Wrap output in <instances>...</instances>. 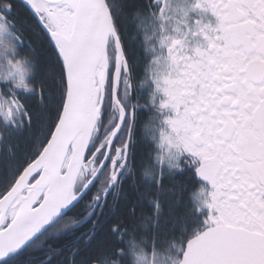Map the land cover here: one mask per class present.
Returning <instances> with one entry per match:
<instances>
[{
	"label": "snow or ice",
	"instance_id": "snow-or-ice-1",
	"mask_svg": "<svg viewBox=\"0 0 264 264\" xmlns=\"http://www.w3.org/2000/svg\"><path fill=\"white\" fill-rule=\"evenodd\" d=\"M0 264H264V0H0Z\"/></svg>",
	"mask_w": 264,
	"mask_h": 264
}]
</instances>
